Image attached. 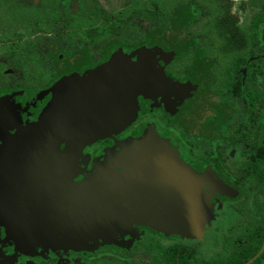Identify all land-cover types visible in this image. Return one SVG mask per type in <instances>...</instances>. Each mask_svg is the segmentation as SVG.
Segmentation results:
<instances>
[{
	"label": "flooded vegetation",
	"instance_id": "af4514ba",
	"mask_svg": "<svg viewBox=\"0 0 264 264\" xmlns=\"http://www.w3.org/2000/svg\"><path fill=\"white\" fill-rule=\"evenodd\" d=\"M10 7H17L10 22L24 28L14 32L10 26V38L25 37L10 42V64L0 73L8 77L0 82L5 83L0 86V137L8 133V139L36 122L50 102L60 100L82 77L78 75L118 52L119 47L110 52L107 43L126 8L110 21L109 8L100 0H10ZM153 8L158 14V7ZM138 9L134 20L149 22L148 10ZM258 17L264 19V12L248 24L251 50L244 53L233 44L223 45L221 36L211 40L212 34L216 36L211 31L193 32L164 45L154 40L147 46L128 44L131 49L121 53L146 47L156 54L166 76L186 90L181 97L168 99L138 96L135 121L120 134L85 146L77 161L76 183L89 175L107 150H118L154 129L203 181L210 215L205 213L197 237L135 224L112 239L78 248L29 246L11 232L0 208V264H264V237L260 241L255 237L264 229V27L261 31L259 23L254 25ZM64 147L59 144L57 151L62 154ZM38 167L16 176L20 183L15 188L29 202L32 187L41 183L38 201L48 214L70 199H64L66 193L56 198L60 176H38Z\"/></svg>",
	"mask_w": 264,
	"mask_h": 264
},
{
	"label": "water",
	"instance_id": "95a60500",
	"mask_svg": "<svg viewBox=\"0 0 264 264\" xmlns=\"http://www.w3.org/2000/svg\"><path fill=\"white\" fill-rule=\"evenodd\" d=\"M155 57L150 50L135 60L121 52L112 54L72 82L36 122L5 141L0 151V208L22 243L78 248L112 239L135 224L185 238L203 230L210 199L201 176L154 129L118 150H107L87 177L73 181L85 146L118 135L135 121L138 96L183 95L185 86L169 79ZM61 143L62 154L57 151ZM38 164V176H60L61 188L54 196L66 193L64 199H70L48 214L38 201L41 183L32 187L29 202L15 188L20 183L16 176L31 173Z\"/></svg>",
	"mask_w": 264,
	"mask_h": 264
},
{
	"label": "rangeland",
	"instance_id": "374dc122",
	"mask_svg": "<svg viewBox=\"0 0 264 264\" xmlns=\"http://www.w3.org/2000/svg\"><path fill=\"white\" fill-rule=\"evenodd\" d=\"M106 2V6L109 8L108 20L114 18V14L126 7L121 19H124L116 23V31L111 34V39L107 44H110V52L114 51V48L119 47L118 52H122V49H128L134 45V42L144 44L147 46L150 41L159 42V45L171 43L175 41H181L185 36L192 34L193 32L211 31L216 32L212 34L213 40L215 37H223V45L230 47L232 44L237 47L238 52L244 53L250 51V41L248 39V24L251 18L258 13L264 12V0H100ZM193 1L195 5V15L193 19H189L186 15V11L190 2ZM185 3L184 6H181ZM153 5L158 7V14L154 11ZM185 9H183V8ZM140 8L148 10L147 16L151 18L149 22H140L139 19L134 20L133 16ZM10 7V0H0V73L10 64L8 48L10 42L17 40H24V35L17 39V36L10 38V26L14 32L24 31L22 23L10 22V14L13 10ZM158 17V19H156ZM196 17V18H195ZM156 20L158 24H156ZM194 20V21H193ZM162 21V22H161ZM112 26V23L110 24ZM158 25V26H157ZM140 27V30H138ZM226 43V44H225ZM129 44V47H128ZM131 48H129L130 50ZM149 50V49H143ZM83 51V50H82ZM125 53L134 58L139 55L138 52L133 49L131 52L123 50ZM215 52V50H212ZM115 53V52H114ZM221 62V66L225 67L228 64ZM90 66V64H89ZM88 71L84 72L83 76ZM78 79V78H77ZM75 79V80H77ZM8 80L6 76H0V82ZM1 88L5 86L0 85ZM0 88V94L3 90ZM3 96V95H2ZM2 99V97L0 98ZM0 102H3L0 101ZM51 105V102L49 103ZM48 105V106H49ZM46 106V107H48ZM9 134H4L0 137V151L2 146L7 140ZM179 153V152H178ZM210 215V213H208Z\"/></svg>",
	"mask_w": 264,
	"mask_h": 264
},
{
	"label": "trees",
	"instance_id": "16d2710c",
	"mask_svg": "<svg viewBox=\"0 0 264 264\" xmlns=\"http://www.w3.org/2000/svg\"><path fill=\"white\" fill-rule=\"evenodd\" d=\"M191 4H190V6H189V8L187 9V10H185L186 11V15L188 16V18L189 19H193V15H195V3L193 2V1H191L190 2ZM185 5V3H182L181 4V6H184ZM183 8V7H182ZM183 9H185V8H183ZM196 18V17H195ZM194 21V20H193ZM162 22V21H161ZM263 22H264V19L262 18V17H258V18H256L255 19V22H254V25H256V24H260V29H261V31L263 30V27H264V25H263ZM255 237L260 241V240H262L263 239V237H264V229L263 230H259V231H257V232H255Z\"/></svg>",
	"mask_w": 264,
	"mask_h": 264
}]
</instances>
